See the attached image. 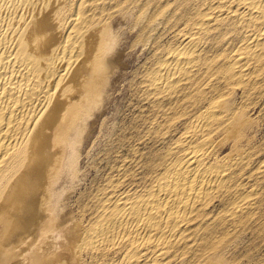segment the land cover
<instances>
[{"label": "bare ground", "instance_id": "bare-ground-1", "mask_svg": "<svg viewBox=\"0 0 264 264\" xmlns=\"http://www.w3.org/2000/svg\"><path fill=\"white\" fill-rule=\"evenodd\" d=\"M106 3L110 6L107 7ZM231 3L227 7L223 6L226 9L222 10L221 7L220 10L205 13L204 18L190 28L177 47L163 57L160 66L150 74L149 85L152 88L159 93L166 92L175 90L180 83L190 81L191 76L197 74L195 71L199 65L195 63L203 50L199 43L200 35L220 28L228 17L235 15L240 16L239 19H261L262 23L259 31L253 34L250 32L251 35L236 49L228 66L221 72L237 83L250 82L252 75L259 69L260 61L262 58L264 60V0H239L234 5ZM112 7L111 0H77L75 3H70L69 0H0V264H81L83 253L95 254L100 250L109 251L111 248L117 249L116 253H120V256L116 254L118 258L110 264H173L167 254L175 245H185L184 242L189 241V218L199 212L214 190L230 177L228 168H225L228 165L224 166L228 162L222 165L224 168H220L208 164L203 159L218 143L210 137L211 135L208 136V129L215 125L221 126L227 137L236 141L243 135V130L250 122H247L248 118L245 116V119L241 112L229 110L227 98L232 95L228 94L223 100L203 106L192 121H189L191 135H185L182 139L186 149L177 156L173 155L176 157L159 171L158 180L149 189L131 193V190L128 192L127 189L128 193L116 196L117 198L106 207L103 205L105 208L96 213V220L87 222L85 227L78 217V221L72 218V210H69L71 213L64 210L60 200V190L63 189L62 176L72 177L77 171L76 159H80L77 158V153H80L77 152L78 145L84 139V135L82 139L81 135L86 132L84 130L89 117L102 101L109 75L115 70L118 62V58L113 54L117 36L114 37L115 26L111 24L114 22L111 21ZM244 7L248 11L243 12ZM123 16L122 18H125V15ZM118 19L120 21L121 18H117V22ZM123 31L125 30H122V34ZM225 50L228 51L226 47ZM245 113L247 115V112ZM167 117L169 119V116ZM86 130L88 132V129ZM237 155L240 156L238 153ZM243 157L245 159V155L241 158ZM118 177L120 178L119 174ZM90 194L92 196V193ZM67 197L71 198L68 195ZM93 197L95 196L91 198ZM238 201H235L236 204ZM97 206L93 208L97 209ZM82 215L85 216L84 213ZM182 259L183 257L179 260ZM93 261L94 259L91 262ZM225 261L221 256L213 254L207 257L203 264H227Z\"/></svg>", "mask_w": 264, "mask_h": 264}, {"label": "rangeland", "instance_id": "rangeland-1", "mask_svg": "<svg viewBox=\"0 0 264 264\" xmlns=\"http://www.w3.org/2000/svg\"><path fill=\"white\" fill-rule=\"evenodd\" d=\"M76 1L77 0H69L70 3H75ZM168 1L169 0H111V2L113 3L112 18H114L113 20L111 18V21L115 22V24L114 22L111 23L115 26L113 29L112 25V29L114 32L113 34L114 37L117 36L116 44L118 45L120 43L118 47L117 45L115 46L116 49H114L113 52V54L116 55L115 57L118 58V62L116 64L117 66H115L114 68L115 70H113L111 75H109V82L107 84V87L109 88L107 89L106 87L105 92L103 93L104 96L101 99L102 101L99 103L100 105L98 104V108H95V110H97L93 111L90 116L91 118L89 117L87 121L88 125L86 124L84 130L86 132H83V134L81 135V139L83 138V135L84 139L79 142L83 145L79 144V149L77 147V149L80 150H77V152H80L77 153V158L80 157V159H76V168L78 172L75 171L72 177L62 176L63 187L61 188L63 189L60 190L61 204L65 207V211L68 210V212H70L72 210L71 212L73 213L70 212L71 214H73L72 218L76 219L78 217L77 219L80 222L82 221V224L85 227V225L87 226V222L89 223L96 220V218L94 217L98 214V212H100V210L104 209L106 205L108 206L109 204H111L112 201L118 196L122 195L123 193H126L127 189L128 192L131 190L129 193L137 192L138 190V192H140V190L143 191L145 189H149L158 180V175L164 169L166 163H168L170 160H173V158H175L179 152L181 154V151L186 149V146H184L182 143V139L185 135H191V129L189 128V124L192 119L208 103L223 100L224 98H227L229 94L232 95V97L229 96L231 99L229 97L227 98L229 99V110L232 112H241L244 117L246 116L248 118L246 119L245 117L247 122H250H248L249 124L245 127V131L243 130V135H241L239 138L240 140H236L239 143L236 142L235 139L227 137L226 132L221 126L217 127L218 125H215L214 127L208 129V136L211 135L210 137L218 143L215 145L217 148L214 146L210 151L205 154L203 159L208 164L210 163L213 164V166L220 168H224L222 165L228 162L224 166L228 165L225 168H228L230 177L223 185L217 187L214 190V192L208 198L209 202L207 201L205 205L200 208L199 212L195 213L194 215H191V217L189 218L190 222L187 223V227L189 228V241L184 242L186 243L185 245H175V248L170 250L171 252H168L167 258L171 259L173 264H203V261L207 257H209L210 255L212 256L213 254H217L219 257L221 256L224 261L226 260L225 262H227V264H264V60L262 58V60L260 61L261 64L259 63L260 66L258 65V71H255V73L252 75V79L250 80V82L248 81V83H237L235 82V80L230 79L227 75H225V73L221 72L223 71L222 69L228 66L229 61L232 59L233 54L236 52V49L241 47L245 43L248 35L259 31L262 21L261 19L246 20L242 17L239 19L240 16L237 15H235V17L230 16L227 18V20H225V22L220 28L209 32L211 35H209V33L200 35L199 43L201 49H203L204 51L201 50V54H199L200 58L198 56L196 59L195 64L199 65L196 67L197 70L195 69L197 71H195V73L197 74H193V76H191L190 78V81L188 80L183 83H180V85L175 88V90L173 89L159 93L155 88H152V86L149 85V79L150 74H152L160 66L163 57L167 56L171 51H173L179 44L180 40H182L183 37L187 34V32L190 30V28H192L198 21L204 18L206 14L220 10L219 8L225 5L227 7V5H230L231 2V5H234L235 3H238L239 0ZM217 3L220 5H218ZM106 4L107 7L110 6L108 3ZM223 9L226 8L223 7L222 10ZM246 11L248 10L244 7L243 12ZM118 13L120 16L118 15ZM128 14H130L131 16ZM191 14L193 17L191 16ZM123 15H125V18H122L124 17ZM117 18H121L120 21H122V23L119 21V19L117 22ZM124 19H127V22ZM123 22L126 24H124ZM253 26L256 28H254ZM118 29L120 31H118ZM122 30H125L123 31V34ZM116 33L117 35H115ZM119 35L123 38V40L122 38H119ZM229 38L232 39L230 40ZM241 40H243V42ZM225 47L228 51H224ZM117 50L119 52L121 51L120 54ZM211 54L215 55L212 56ZM203 59L207 60L204 61ZM214 66L216 67L214 68ZM258 72H260L261 74ZM205 73L207 74L205 75ZM110 81L112 87L109 86ZM212 84L213 86L211 87ZM108 90L109 92H107ZM104 97L107 98L106 101ZM154 102H156V105L154 104ZM245 112H247V115ZM94 113H97L96 117ZM167 116H169V119ZM89 120H91L90 122L93 123H90ZM162 121L164 122V124ZM86 129H88V132ZM219 129L221 130L219 131ZM215 131L217 132V134ZM88 134L90 138L88 137ZM85 136H87L89 140L86 139ZM245 136L248 137L246 138ZM225 138L227 139V141L225 140ZM83 140L85 141L83 142ZM222 140L224 141L222 142ZM235 143H237L236 146ZM220 145H222V147ZM228 145L231 146L232 149ZM81 147L82 149H80ZM237 153L240 154V156L237 155ZM241 155H245V159L244 157L241 158ZM125 163L129 166L126 167ZM231 163H233L234 165H231ZM240 163L242 164L240 165ZM78 168L80 169L78 170ZM118 174L120 178L118 177ZM113 175L116 177H114ZM73 178L75 180H73ZM115 179L119 180L116 181ZM66 182L69 183V185ZM72 184L74 185L72 186ZM118 185H120V187ZM116 186H118V188ZM260 188L263 189L260 190ZM102 190L105 191L102 193ZM252 191H254V194L252 193ZM255 191L257 194L255 193ZM88 192L92 193V196H95L93 197V199L95 198L94 200L91 198L92 196L90 193L88 194ZM105 193L107 196L105 195ZM101 194L103 195L100 196ZM67 195L71 196V198L67 197ZM83 195L86 197H84ZM99 197L101 198V201ZM107 199H109V201ZM236 200H239L237 204L235 202ZM63 202H66V205ZM95 204H98L99 208ZM80 206L81 208H79ZM96 206L97 209H95ZM78 210H80V212ZM233 210L237 211L234 212ZM82 212L85 214V216L82 215ZM225 221L226 224H224ZM191 234L192 236H190ZM116 252L117 249L111 248L109 251L100 250L95 254H89L90 252L83 253L81 264H110L120 256V253ZM190 253H193V255H191ZM116 254L118 255V257ZM223 254L224 256H222ZM182 257L183 259L181 260V262L179 259ZM92 259H94L93 262H91Z\"/></svg>", "mask_w": 264, "mask_h": 264}]
</instances>
